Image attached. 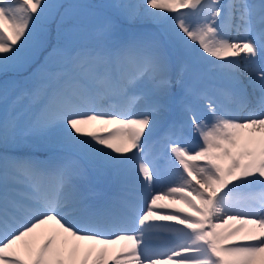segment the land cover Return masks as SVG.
<instances>
[{
	"label": "snow or ice",
	"instance_id": "snow-or-ice-1",
	"mask_svg": "<svg viewBox=\"0 0 264 264\" xmlns=\"http://www.w3.org/2000/svg\"><path fill=\"white\" fill-rule=\"evenodd\" d=\"M62 7L52 0H0V69L43 46L44 26ZM114 7L129 20L171 21L169 43L227 71L231 85L222 101L201 95L211 121L197 119L183 67L174 73L159 40L113 42L105 30L98 47L54 48L50 59L95 75L48 89L23 128L14 110L0 120V264H264V0ZM47 71L45 64L41 72ZM140 85L144 91L137 92ZM173 106L186 121L169 120ZM57 129L78 156L130 174L121 195L94 206L76 183L79 160L18 154L29 137ZM158 133L175 161V186L160 191L158 170L146 157ZM177 197L186 207H175ZM169 198L172 204L158 203ZM161 234H168L164 250L154 243Z\"/></svg>",
	"mask_w": 264,
	"mask_h": 264
},
{
	"label": "rangeland",
	"instance_id": "rangeland-1",
	"mask_svg": "<svg viewBox=\"0 0 264 264\" xmlns=\"http://www.w3.org/2000/svg\"><path fill=\"white\" fill-rule=\"evenodd\" d=\"M52 2L62 4L64 7L59 9V14H57L54 19L46 23L44 27L45 31H49V29L54 26L63 27L60 33H54L51 45L45 46L43 43V46L39 48L30 47L28 51L24 53L23 57L26 56V61H22L21 59V61L17 63L19 66L18 68H20L17 75L0 78V120H3L7 114L14 110L18 123L21 128H23L27 126L28 122L37 114L44 102L45 92L48 89L54 86L56 87L58 84L63 83L64 79L73 76H87L89 78H86L91 82V75H93L94 72L88 71L85 73L70 66L66 68L65 66L68 64L66 59H50L49 53L56 47L68 51L98 47L103 43L105 38L104 33L105 30H107L109 38L113 42L143 39L159 40L164 43L172 57L175 72L183 67V85L184 88L191 90L192 95L189 97V100L193 104L197 119L211 121V116L206 108L205 101L200 97L203 94H207L215 100H223L222 92L224 91V86L220 87L218 81L225 84L224 79H222V74L225 70L214 69L207 61L201 60L198 57L186 56L180 49L169 43L167 30L171 21L156 23L147 18L129 20L121 9L114 7L120 4L142 2V0H52ZM63 18H65L64 21L61 20ZM59 20L62 22L55 24V21ZM233 35H236V33L234 32ZM44 38H46L45 35ZM45 64L48 65V71L47 73H42L41 68ZM65 71L68 72V77H63ZM190 81H194V85L191 86ZM230 82L228 86L231 85ZM228 86L227 88H229ZM144 88V85H140L137 88V92L144 91ZM220 90H222V92ZM250 90L251 89H249V91ZM175 91H181L179 85L176 86ZM37 93L38 95H36L34 99V94ZM173 110L174 106L169 114V118L174 116ZM177 110L180 111L179 108H177ZM178 116L182 117L185 121L187 120V114L182 113L178 114ZM59 135L60 143L58 141H51V138L46 135L29 137L27 141L20 144L19 147L25 150L22 149L21 152L31 154L32 156L36 155V157L42 155V157L47 159L68 157L80 159L84 161L83 164L80 163L83 169L82 174L85 173L84 175L88 177L93 176L92 178L94 179H100L101 174L108 176L110 172L109 169L105 170V168L92 162L90 163V161L75 154L70 146L64 142L63 132L59 133ZM157 135H159V133ZM188 135L194 143L199 142L200 138L198 134L189 131ZM153 140L156 141V143L152 144V142H149L146 157L149 161H152L153 166L156 164L157 167L155 166L154 168L158 170V174L165 173L168 175L170 167L169 170H167L166 167L170 160L171 163L175 161L169 152L166 153V160H154L153 152L160 148L161 138L154 137ZM194 143L192 144L194 145ZM31 146L34 148H29ZM29 149L34 150L29 153ZM171 163H169V166L173 165V163L172 165ZM229 187H231V185Z\"/></svg>",
	"mask_w": 264,
	"mask_h": 264
},
{
	"label": "bare ground",
	"instance_id": "bare-ground-1",
	"mask_svg": "<svg viewBox=\"0 0 264 264\" xmlns=\"http://www.w3.org/2000/svg\"><path fill=\"white\" fill-rule=\"evenodd\" d=\"M207 66V65H206ZM209 67V66H208ZM62 68V67H60ZM205 71V70H204ZM213 72V71H212ZM217 72V71H216ZM86 73V72H85ZM212 74V73H211ZM215 74V73H214ZM95 74L91 75V78L93 79ZM219 75V74H218ZM223 78L225 81V84L222 83L221 81H218L221 86H224V90L228 89V83L231 81V76L227 71H223ZM87 77V76H86ZM89 78V77H87ZM63 80V79H62ZM90 81V80H89ZM223 81V80H222ZM231 83V82H230ZM62 84V83H61ZM55 87V86H54ZM230 87V86H228ZM52 88V87H51ZM222 92V90H220ZM251 91V90H250ZM29 123V122H28ZM62 131L57 129L54 130L52 132H50L47 136L51 138V141H58L60 143V135L59 133H61ZM62 137V136H61ZM39 138V137H38ZM42 139V138H41ZM35 140V139H34ZM62 141V140H61ZM48 144V143H47ZM47 146V145H46ZM19 147V145L17 146ZM58 147V146H57ZM60 147V146H59ZM188 147L190 149L195 150L194 145L191 143L188 145ZM29 148H34L33 146L29 147ZM22 147L17 148L18 154L20 155H26V156H31V157H36L32 156L31 154L28 153H23L22 151ZM38 149V148H37ZM58 149V148H57ZM24 150V149H23ZM28 150V149H27ZM34 149H29V153L30 151H33ZM50 150V149H49ZM67 150V149H66ZM25 151V150H24ZM65 151V150H64ZM69 152V151H68ZM70 153V152H69ZM170 153V152H169ZM49 155V154H48ZM52 155V154H51ZM170 155V154H169ZM171 157V156H170ZM37 159H47L45 157H42V155L40 157H36ZM54 158V157H53ZM84 159V158H83ZM165 159V158H164ZM167 159V158H166ZM165 159V160H166ZM169 159V158H168ZM79 160V162L81 164L84 163V161ZM152 162V161H151ZM91 163V162H90ZM171 163V160L170 162ZM168 163V165H169ZM173 164L175 162H172ZM171 163V165H172ZM89 164V163H88ZM167 164V163H166ZM153 165V164H152ZM90 166V165H89ZM156 166V164H155ZM154 166V167H155ZM157 167V166H156ZM170 167V166H169ZM86 168V167H84ZM98 168V167H96ZM95 168V169H96ZM167 168V167H166ZM165 168V169H166ZM99 169V168H98ZM102 169V168H100ZM104 170V169H103ZM106 170V169H105ZM110 170V169H109ZM108 170V171H109ZM102 172V171H101ZM100 173V172H99ZM85 174V173H84ZM82 174L80 177L77 178L76 183L87 193L88 195V199L89 202L91 200H100V202L104 205L107 201H109L110 197L114 196L117 197L119 195L122 194L123 191V185L126 183V180L128 178V176L130 175L128 172H124L120 175H117L113 170H110L108 176L106 175H102L100 179H94L92 177H88L86 175ZM88 175V174H87ZM92 175V174H91ZM160 179L159 181L156 182V190L160 191V190H166L167 187L169 186H175V176H174V170H171L170 174L168 176H161L159 175ZM96 178V177H95ZM108 192V194H107ZM102 196V197H101ZM174 201L173 199L169 198V199H165L162 201H159L158 203H163V204H172ZM175 207H186L184 204L179 203V197L176 198L175 200ZM175 209H164L161 210V214H171ZM155 223H162V224H166V223H175V222H170V221H156ZM168 234H161V236L154 241V243L161 248V250H164V248L166 246H170V245H166V239H167ZM115 249H113L112 251H114Z\"/></svg>",
	"mask_w": 264,
	"mask_h": 264
},
{
	"label": "trees",
	"instance_id": "trees-1",
	"mask_svg": "<svg viewBox=\"0 0 264 264\" xmlns=\"http://www.w3.org/2000/svg\"><path fill=\"white\" fill-rule=\"evenodd\" d=\"M67 16H65V17H67ZM61 20L64 21L65 18H63ZM61 20L55 21V24L61 23L62 22ZM62 27L63 26H59V27L54 26V27H51L49 29V31H47V32L45 31V34H44L46 36V38H44V45L45 46H49V45L52 44V40L54 38V33H60V30H61ZM38 50H40V49H38ZM22 61H26V56L25 57H22ZM18 67L19 66L17 64H15V65L9 66L6 70L0 69V73H1L0 78L2 79V77H8V76H15V75H17L18 74V71L20 69Z\"/></svg>",
	"mask_w": 264,
	"mask_h": 264
}]
</instances>
